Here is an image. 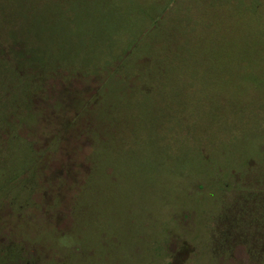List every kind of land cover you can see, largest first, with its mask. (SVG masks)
Instances as JSON below:
<instances>
[{
	"label": "rangeland",
	"instance_id": "1",
	"mask_svg": "<svg viewBox=\"0 0 264 264\" xmlns=\"http://www.w3.org/2000/svg\"><path fill=\"white\" fill-rule=\"evenodd\" d=\"M5 14L0 264H261L221 221L264 209V0Z\"/></svg>",
	"mask_w": 264,
	"mask_h": 264
},
{
	"label": "trees",
	"instance_id": "2",
	"mask_svg": "<svg viewBox=\"0 0 264 264\" xmlns=\"http://www.w3.org/2000/svg\"><path fill=\"white\" fill-rule=\"evenodd\" d=\"M1 17L2 27L0 28L5 30L10 20L7 19L8 14L2 15ZM3 37L6 38V36L0 35V43L4 41L2 39ZM37 86L34 76L33 85L27 92V98L36 92ZM9 120L10 119H8V122ZM253 195L254 194H247L241 201H235V204L233 203L231 208L228 207L221 221V228L224 230L222 232V238L224 242H231L234 238L240 237V240L232 242V246L236 243H243V245L248 244L251 260L257 261V263L260 261L262 264L264 262V209L261 208L263 201L253 200ZM255 249H257V251H254Z\"/></svg>",
	"mask_w": 264,
	"mask_h": 264
}]
</instances>
